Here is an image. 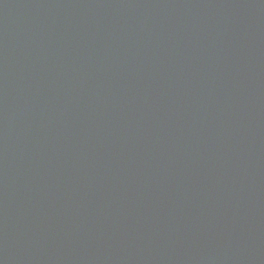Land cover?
Here are the masks:
<instances>
[{"label":"water","instance_id":"water-1","mask_svg":"<svg viewBox=\"0 0 264 264\" xmlns=\"http://www.w3.org/2000/svg\"><path fill=\"white\" fill-rule=\"evenodd\" d=\"M0 264H264V0H0Z\"/></svg>","mask_w":264,"mask_h":264}]
</instances>
